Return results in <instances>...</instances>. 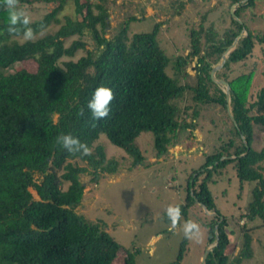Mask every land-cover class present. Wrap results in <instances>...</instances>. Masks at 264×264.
Here are the masks:
<instances>
[{"label": "trees", "instance_id": "16d2710c", "mask_svg": "<svg viewBox=\"0 0 264 264\" xmlns=\"http://www.w3.org/2000/svg\"><path fill=\"white\" fill-rule=\"evenodd\" d=\"M72 1L74 17L65 16L60 23L57 16L67 0H20L24 10L36 3L54 5L50 12L32 21L31 27L38 34L28 42L20 41L21 33L7 31V12L0 5V264H113L121 246L75 212L84 198L81 175H90V182L96 185L102 176L118 172V163L106 157L99 138L123 150L131 169L145 164L136 144L142 133H152V148L159 158L184 130L199 128L207 134L210 122L219 127L220 117L224 123H219L223 128L220 143L215 145L210 140V151L202 152L203 163L188 175L185 199L177 205L181 223L193 220L206 229L208 245L215 242L217 231L218 243L205 264L251 261V232L259 226L247 228L246 224L257 220L260 227L264 226V148L253 146L254 125L264 128V87L252 98L254 66L246 73H231L249 58L257 44L264 45V33L252 34L246 24L229 15V28L219 40L212 39L207 49L201 48L200 32L191 30L189 53L171 62L157 40L160 24L155 23L150 32L129 37L125 22L118 32L105 37L108 12L104 0ZM240 1L243 4L234 12L238 18L259 0L230 2ZM53 24L59 25L55 32L39 36L41 25L46 30ZM242 29L245 36L229 52L221 68L223 73L218 76L230 86L234 125L227 115L225 93L209 73ZM86 33L93 39L95 51L81 40ZM210 35L214 36L213 31ZM72 37L76 39L66 45ZM79 50L85 55L74 59ZM192 59H196V80L188 84L182 79L188 76L185 66ZM30 60L36 64L33 71L21 67L22 62ZM170 66L172 76L167 73ZM100 85L110 88L114 98L108 116L93 121L87 104ZM186 99L191 102L181 106ZM81 109L82 116L78 115ZM203 110V119L213 112L220 117L206 120L207 126H202L199 119ZM225 117L230 126H226ZM62 133L86 143L91 155H73L63 149L56 142ZM202 139L204 146L209 139ZM229 165L240 185L255 183L251 200L234 222L239 225L244 218L240 233L229 230L231 218L215 208L208 188L215 182L213 176L221 175ZM198 203L217 215L208 217ZM192 207L203 214V221L189 216ZM232 233L239 239L235 254L229 248ZM187 239L183 235L175 263L185 254ZM124 253L123 264H133L129 251Z\"/></svg>", "mask_w": 264, "mask_h": 264}, {"label": "rangeland", "instance_id": "374dc122", "mask_svg": "<svg viewBox=\"0 0 264 264\" xmlns=\"http://www.w3.org/2000/svg\"><path fill=\"white\" fill-rule=\"evenodd\" d=\"M230 1L104 0V6L108 12L105 37L114 35L125 22H128L129 37L136 33L150 32L154 24L158 23L160 24L157 34L159 46L173 62L177 58H184L189 53L191 30L200 32L201 48L204 49L211 45L210 40H219L222 37L223 32L229 28L231 10L235 12L238 6L243 4V1L235 4H231ZM53 8L52 3H36L25 11L29 14L31 21H34ZM240 15L237 18L242 24H246L252 34L264 33V19L262 18L264 0L256 1L253 9H247ZM65 16L74 17L72 0H67L63 10L57 16L60 23H63ZM58 26L50 25L43 35L55 32ZM212 31L214 36L210 35ZM243 33L246 34V31ZM74 39L76 37L68 39L66 45ZM81 40L87 44L89 50H96L89 34H84ZM82 55H85V51L79 50L74 59ZM195 62L196 59L189 60L185 66L188 76L186 78L181 76L182 80L188 84H194L196 80ZM217 63H213L212 67ZM253 66L254 73L250 86L252 98L259 89L264 87V45L257 44L249 58L244 63L238 64L231 76L246 73ZM21 67L33 71L36 64L30 60L22 62ZM167 73L170 76L174 74L172 66L168 67ZM222 73L223 70L220 68L214 76L218 78ZM221 88L224 91V87L221 86ZM188 102L191 101L186 99L185 102H181V106ZM213 114L208 113L203 119V110L199 123L206 127V120L209 122L210 119L215 120V117H220L215 112ZM224 121L226 126H230L226 117ZM229 121L232 122L230 119ZM217 123L219 127H214L210 122V126L205 129L209 131L207 134L201 133L199 128H195L193 132L189 129L184 130L173 147L159 158L155 157L152 148V133H142L137 138L136 144L145 157V164L131 169L130 159L123 150L112 146L104 137L99 138L98 142L103 146L106 157L118 163V172L114 175L102 176L96 185L90 182V175H81L79 180L84 184V198L76 207L75 212L87 222L106 231L121 246L113 264H123L124 250L131 254L133 264H201V256L205 248L209 246L206 229L200 226L199 236L187 239L186 252L182 259L175 263L179 244L184 235L183 223L180 220L178 226L172 229L171 221L166 215V208L170 204L183 203L186 194V180L188 175L203 163L202 152L210 151L209 146L213 143L212 141L215 145L220 143L218 138L223 128L221 129L219 123L224 124L223 119L220 117ZM253 129V146L260 150L264 148V128L254 125ZM202 136L209 139L204 146H202ZM261 166L264 167V162ZM262 174L264 177V172ZM213 178L215 182L208 184V188L215 208L222 216L231 218L229 230L234 229L236 233H240L239 228L244 223V218L239 221V225L234 222L242 212L244 213V208L251 200V190L255 183L243 182L240 185L231 165L227 166L221 175H214ZM190 214L196 220L203 221L204 219L197 207H192L189 216ZM205 220L208 219L205 218ZM246 225L247 228L255 226L259 228L251 232L254 258L242 264H264V226L260 227L261 224L257 220ZM236 233L230 234L229 248L232 249L233 254L239 248Z\"/></svg>", "mask_w": 264, "mask_h": 264}, {"label": "clouds", "instance_id": "9594fccd", "mask_svg": "<svg viewBox=\"0 0 264 264\" xmlns=\"http://www.w3.org/2000/svg\"><path fill=\"white\" fill-rule=\"evenodd\" d=\"M0 5L7 12V31L10 34L21 33L22 39L25 42L32 41L36 38L38 33L31 27L32 21L29 14L20 7V0H0ZM44 31L45 28L41 25L39 34L43 35ZM113 98L112 90L104 85H100L94 90L87 104L93 121L102 120L108 116L110 111L109 105ZM78 115H84L83 109L79 111ZM56 142L73 155L79 153L88 156L92 153V150L86 143L81 142L71 134L62 133L58 135ZM166 215L171 221V228L175 229L181 220V209L179 205H168ZM183 233L189 239L198 237L200 225L193 220H187L183 223Z\"/></svg>", "mask_w": 264, "mask_h": 264}, {"label": "water", "instance_id": "95a60500", "mask_svg": "<svg viewBox=\"0 0 264 264\" xmlns=\"http://www.w3.org/2000/svg\"><path fill=\"white\" fill-rule=\"evenodd\" d=\"M231 14H232V17H233L234 20H236L238 23L242 24V22H241V21L235 16L233 10H231ZM244 31H245V30L242 29V31L238 34V36L235 37V39H234V41L232 42V44H231L230 46H228V47L226 48V50L223 52V54H222V56H221L219 62H218L215 66H213V67L211 68V70H210V78H211V80H212L214 83L219 84V85H221V86L224 87V93H225V99H226V111H227V114H228L229 119L233 122L234 125H236V123H235V121H234V118H233V115H232V113H231V109H230V93H229V88H230V86H229L228 82H226L225 80H222V79L216 78V77L214 76V74H215V72H216L218 69H220V68L223 67V65H224L225 62H226V59H227V57H228L229 52L235 47V45H236L238 39H239L240 37L245 36V34L243 33ZM242 138H243V136H242ZM244 144H245L246 147H248V145H247V143H246L245 141H244ZM230 158H232V157H230ZM198 205L201 207V209L203 210V212H204L206 215H208V216H216V215H217L215 212H213V211H209V210H208L203 204L198 203ZM220 219H221V217H220ZM215 234H216V235H215V236H216L215 242H214L213 244H211V245H209L208 247L205 248V250H204V252H203V254H202V256H201V264H205V260H206L207 255L212 251V249H213V248L217 245V243H218V234H217V231L215 232Z\"/></svg>", "mask_w": 264, "mask_h": 264}]
</instances>
